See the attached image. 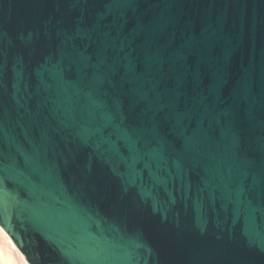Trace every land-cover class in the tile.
<instances>
[{
	"label": "water",
	"instance_id": "water-1",
	"mask_svg": "<svg viewBox=\"0 0 264 264\" xmlns=\"http://www.w3.org/2000/svg\"><path fill=\"white\" fill-rule=\"evenodd\" d=\"M0 226L29 264H264V0H0Z\"/></svg>",
	"mask_w": 264,
	"mask_h": 264
},
{
	"label": "bare ground",
	"instance_id": "bare-ground-1",
	"mask_svg": "<svg viewBox=\"0 0 264 264\" xmlns=\"http://www.w3.org/2000/svg\"><path fill=\"white\" fill-rule=\"evenodd\" d=\"M0 264H29L15 246L6 231L0 226Z\"/></svg>",
	"mask_w": 264,
	"mask_h": 264
}]
</instances>
